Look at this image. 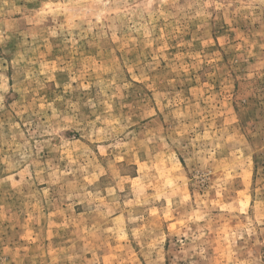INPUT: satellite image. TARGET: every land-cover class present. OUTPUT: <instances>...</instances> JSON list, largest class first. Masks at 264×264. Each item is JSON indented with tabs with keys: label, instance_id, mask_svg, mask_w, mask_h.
<instances>
[{
	"label": "rangeland",
	"instance_id": "374dc122",
	"mask_svg": "<svg viewBox=\"0 0 264 264\" xmlns=\"http://www.w3.org/2000/svg\"><path fill=\"white\" fill-rule=\"evenodd\" d=\"M0 264H264V0H0Z\"/></svg>",
	"mask_w": 264,
	"mask_h": 264
}]
</instances>
